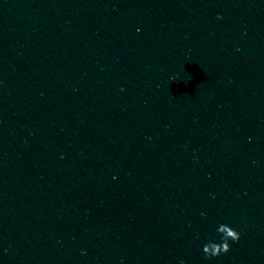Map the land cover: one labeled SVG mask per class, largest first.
I'll use <instances>...</instances> for the list:
<instances>
[{"label":"clouds","instance_id":"9594fccd","mask_svg":"<svg viewBox=\"0 0 264 264\" xmlns=\"http://www.w3.org/2000/svg\"><path fill=\"white\" fill-rule=\"evenodd\" d=\"M240 233L233 228L230 229L225 236L222 237L221 243L211 242L209 244H205L203 247V252L205 253L206 257H218L222 253L226 254L230 251V244L229 241H239Z\"/></svg>","mask_w":264,"mask_h":264}]
</instances>
